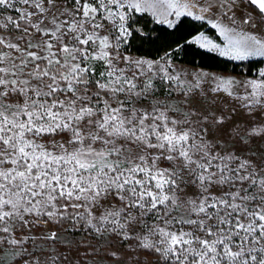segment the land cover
<instances>
[{"label":"snow or ice","instance_id":"obj_1","mask_svg":"<svg viewBox=\"0 0 264 264\" xmlns=\"http://www.w3.org/2000/svg\"><path fill=\"white\" fill-rule=\"evenodd\" d=\"M185 44L264 60V0H0V264H264V70Z\"/></svg>","mask_w":264,"mask_h":264},{"label":"trees","instance_id":"obj_2","mask_svg":"<svg viewBox=\"0 0 264 264\" xmlns=\"http://www.w3.org/2000/svg\"><path fill=\"white\" fill-rule=\"evenodd\" d=\"M139 19V27L146 29H156V33L162 36V40L166 43H173L180 39L181 43H184L185 38H191L192 36L198 34L199 32H207L210 35L217 37L216 31L212 29L206 23H201L197 21H192L191 19H185L178 30H168L165 26L157 25L151 22V18L148 16L137 17ZM139 45L137 44V47ZM148 46L145 45L141 52H137L136 49H132L133 54H143L147 52ZM153 54H155V49H152ZM174 57L182 65L190 66L193 65L200 66L204 69L223 72L226 74H246L254 75L257 70H259L264 65V60H251L246 62H236L231 61L225 57H221L216 53L209 52L206 49H201L198 45L185 44L178 53H174Z\"/></svg>","mask_w":264,"mask_h":264},{"label":"rangeland","instance_id":"obj_3","mask_svg":"<svg viewBox=\"0 0 264 264\" xmlns=\"http://www.w3.org/2000/svg\"><path fill=\"white\" fill-rule=\"evenodd\" d=\"M216 31V30H215ZM206 36H208L209 37V39H212V40H214L215 42H217V43H223V41H222V39L218 36V34L216 33V35H217V37H214V36H212V35H210L209 33H207V32H203ZM137 55V54H136ZM183 67H187V68H191L190 66H185V65H182ZM204 70H206V71H209V72H215V73H217V74H219V75H232V76H236L237 78H244V77H248V76H251V77H255L256 76V74H257V72L258 71H260V70H264V65H263V67H261L259 70H257L256 72H255V74L254 75H246V74H233V73H231V74H226V73H223V72H217V71H211V70H207V69H204Z\"/></svg>","mask_w":264,"mask_h":264}]
</instances>
